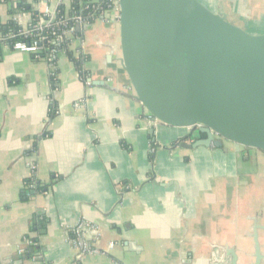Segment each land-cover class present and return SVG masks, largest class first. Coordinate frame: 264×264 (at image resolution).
I'll list each match as a JSON object with an SVG mask.
<instances>
[{"label": "crops", "instance_id": "1", "mask_svg": "<svg viewBox=\"0 0 264 264\" xmlns=\"http://www.w3.org/2000/svg\"><path fill=\"white\" fill-rule=\"evenodd\" d=\"M200 1L264 34V0ZM12 18L0 0V24ZM77 25L86 81L66 52L53 66L0 41V264H229L231 249L254 264L264 152L173 145L199 134L150 119L121 62L118 12ZM82 222L100 252L79 258L70 232Z\"/></svg>", "mask_w": 264, "mask_h": 264}, {"label": "water", "instance_id": "2", "mask_svg": "<svg viewBox=\"0 0 264 264\" xmlns=\"http://www.w3.org/2000/svg\"><path fill=\"white\" fill-rule=\"evenodd\" d=\"M119 4L121 62L150 119L206 135L181 143L187 149L227 142L264 152V34L200 0ZM255 242L254 264H262L257 235ZM228 255L229 264H239L235 250Z\"/></svg>", "mask_w": 264, "mask_h": 264}, {"label": "built area", "instance_id": "3", "mask_svg": "<svg viewBox=\"0 0 264 264\" xmlns=\"http://www.w3.org/2000/svg\"><path fill=\"white\" fill-rule=\"evenodd\" d=\"M31 2H37L36 7L40 10L42 15L40 16L39 21H35L31 15V13H17L14 16V19L21 25V30L19 32V36L22 38L19 41L13 43V45H9L5 41V37L3 33L0 31V41L8 44L12 49L16 51H22L33 54L36 58H46L48 59L53 66H55L56 60L61 52H57L56 50H49L48 46L52 43V40L48 38L46 31H53L51 34L56 37V41H63L66 38H70L72 42L68 44V48L72 49L76 37V25L79 24H91L88 20V17L83 15H75L70 20L73 22V25L64 30V33L58 34L55 30V23L57 21L58 15V7L62 0H59L56 5H52L49 0H30ZM99 1V0H98ZM95 0H89V3H98ZM1 2L6 3V0H1ZM42 6V8H40ZM107 11L114 10L117 11L120 17V4L119 0H110V3L107 4ZM103 11L100 16L104 15ZM27 18L28 22L25 23V19ZM60 24L66 25L64 22H60ZM48 29V30H47ZM46 32V34H45ZM48 52L47 56L44 57L43 54ZM80 54H83L82 52ZM84 55V54H83ZM98 228L90 223L82 222L75 229H72V233L75 234V238H71V242L75 248L79 250V258L83 256L85 253H94L98 254L100 252L97 248H91L87 246V243L83 237V230L88 233L89 231H96ZM85 233V234H86ZM112 245V243H111Z\"/></svg>", "mask_w": 264, "mask_h": 264}, {"label": "trees", "instance_id": "4", "mask_svg": "<svg viewBox=\"0 0 264 264\" xmlns=\"http://www.w3.org/2000/svg\"><path fill=\"white\" fill-rule=\"evenodd\" d=\"M89 0H72L69 5L65 3H61L58 7V15L57 21L55 23V30L60 33H64L66 28H69L73 25V22L70 20L75 15H83L88 17V21L90 23L95 22L100 17V14L105 11L108 7L107 4L110 3V0H99L98 3H89ZM6 3L10 5V13L13 15L11 21L5 24H0V31L3 33L5 37V41L9 45H13L14 42L21 40L22 38L18 35L21 30V25L14 19L15 14L17 13H31L33 19L35 21H39L40 16L42 13L39 9H37L36 4L37 2H31L30 0H6ZM108 10V9H107ZM106 10V11H107ZM60 22L66 23L60 24ZM48 30V29H47ZM47 36L49 39L52 40V43L47 45L49 50H56L57 52H66L69 55V58L75 63V66L83 80H87V73L85 68V63L87 61V56L74 53L71 49L67 46L72 40L70 38H66L63 41H56V37L51 34L53 31H46ZM45 32V34H46ZM78 37V35L76 34ZM48 52L43 54L46 57ZM57 113V108L53 105L50 109V116L54 117ZM191 135L187 137L180 138L176 140L173 145H179L183 143L185 140L190 139ZM153 146H156L153 144ZM32 181H27L30 184ZM41 187H37V190ZM70 237L75 238V234L70 232ZM39 250V249H38ZM37 251L35 246H30L27 248L26 252L24 253V258H30L33 254Z\"/></svg>", "mask_w": 264, "mask_h": 264}, {"label": "rangeland", "instance_id": "5", "mask_svg": "<svg viewBox=\"0 0 264 264\" xmlns=\"http://www.w3.org/2000/svg\"><path fill=\"white\" fill-rule=\"evenodd\" d=\"M217 13H222V14H225V13H223L222 11H220V12H217ZM226 15V14H225ZM229 21H231L232 22V20L229 18L228 19ZM198 133L197 132H194L193 134H192V137H193V135H197Z\"/></svg>", "mask_w": 264, "mask_h": 264}, {"label": "flooded vegetation", "instance_id": "6", "mask_svg": "<svg viewBox=\"0 0 264 264\" xmlns=\"http://www.w3.org/2000/svg\"><path fill=\"white\" fill-rule=\"evenodd\" d=\"M200 137H206V135H204V134H199V135H198V138H200Z\"/></svg>", "mask_w": 264, "mask_h": 264}]
</instances>
